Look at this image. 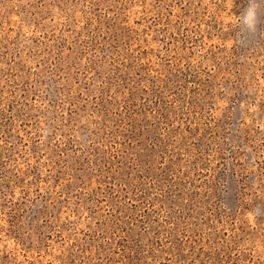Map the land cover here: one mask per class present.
I'll use <instances>...</instances> for the list:
<instances>
[{
  "label": "rangeland",
  "instance_id": "1",
  "mask_svg": "<svg viewBox=\"0 0 264 264\" xmlns=\"http://www.w3.org/2000/svg\"><path fill=\"white\" fill-rule=\"evenodd\" d=\"M0 264H264V0H0Z\"/></svg>",
  "mask_w": 264,
  "mask_h": 264
}]
</instances>
